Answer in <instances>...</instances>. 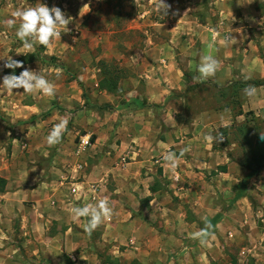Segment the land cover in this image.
<instances>
[{
  "label": "crops",
  "instance_id": "obj_1",
  "mask_svg": "<svg viewBox=\"0 0 264 264\" xmlns=\"http://www.w3.org/2000/svg\"><path fill=\"white\" fill-rule=\"evenodd\" d=\"M17 1L0 0V49H4L0 55V59L4 60L2 64L0 62V83L5 75H10L4 71L7 57L16 59L23 53L24 47L15 44V41L18 40L16 32L20 26L19 19L11 28L4 23V21L13 18L12 12L21 9V5ZM220 1L224 0H217V3H221ZM229 2L226 0L225 5H230ZM254 9L257 10V7ZM237 11L239 9L235 10V15L231 11L228 14L223 5L219 6V21L215 27L213 26L214 28H210V24L207 22L200 29L197 28V25L201 23L196 22L195 28L197 29L190 32L186 39H181L178 45L179 52L177 47L174 48L173 44L169 42L164 46L163 53L149 62L151 67H145L142 70V78L145 81L142 84L143 91L141 94L138 93L140 97L138 95L128 99L126 103L116 106L112 113L110 111L107 115V118L110 119V123L106 126L108 131L117 127L120 133L119 138H122V145L116 144L117 149L112 157H109V153H107L99 163L92 164L86 161L89 152H95L96 148H98L97 152L102 150L98 145L102 137L95 136L93 143L86 148L88 153L77 154L79 143L75 142L77 133L73 129L65 134L66 143L56 147L53 157L46 160L48 166L42 167L36 164L38 169L47 173L46 178H41V181L37 183L34 181L33 174L29 185L26 183L28 187H25L21 186L22 181L16 174L17 163L22 161V157L19 154L15 155L14 152L15 148L20 149L21 140L34 141V134L32 135L30 132L16 139L17 143L13 144L14 160L10 164L5 161V155H2L0 151V176L7 181L4 190L0 191V264H34V262L38 264H68L69 261H72L73 264H97L98 261L101 262L102 255L88 249L92 245V235H94L93 232L89 235L84 230L88 217H75L73 209L86 204L95 205L102 199H106L114 211L110 219L105 220L95 229L101 231V241L122 243L131 239L130 242L135 243L133 249L136 247L139 250L137 260L141 263L164 264L167 261L168 253L180 254L175 260L179 262L178 264H189L194 261L192 256H187L191 247H186L183 250L180 245L183 242L175 239L174 235L172 237L175 241L168 240L170 248L166 247L167 244L163 239L159 243H156V239L161 237L164 231L178 233L186 226L188 234L185 237H189L188 242H190L189 240H193V234L201 231L200 224L205 226L204 218L207 219V223L211 224L218 217L213 225L219 234L226 232L234 234V231H231L236 227L234 215L235 217L236 215L240 216L241 225H248V223L252 225V222L258 224L257 221H260L257 228L260 224L262 228L264 227V219H262L264 207L255 201V197L249 198L248 194L238 196L239 179L232 174L233 171H240L239 173L244 174L243 178H246L250 171L239 161L230 163L228 155L227 159H225V155L222 162L217 164L220 167L226 166V170L220 168V174L215 175L212 179L215 182L221 181L216 187L220 190L222 198L232 203V206L225 212H219L218 206L213 203V200H209V203H199L198 197L195 199L196 202L191 205L192 218L188 217V221L183 223V216L181 217V214L177 213V209L171 210V215L170 208H166L169 199L173 201L177 197L181 198L188 175L203 173L193 168H202L210 172L209 169L214 167L211 161L213 152H210L214 144L205 140V136L209 135L213 124L222 123L221 127L227 126L231 129L236 124L243 122L248 114L263 112L264 85L255 87L256 95L254 97L244 94L241 105L239 104L236 109L233 108L229 99L227 102L225 98L221 105L195 114L193 123L196 125L194 128L184 122L183 125H179L180 129L172 126V131L168 130L164 138H159L160 129H157L154 124L150 125L153 123L154 117L157 119L156 108L158 106L154 105L164 103L166 100L173 102L181 100L173 95L170 96L172 92L180 90L185 92V89L198 87L199 85L196 84L199 83L223 88L236 84L239 79H264V29L259 27L255 30L252 25H247L244 20L236 16ZM244 18L254 22L250 10L244 15ZM228 35L234 36L237 41L226 40ZM214 36L215 39H213ZM182 37L183 34L180 35V38ZM256 39L261 41L260 45ZM210 43L213 44L211 50L208 48ZM10 50H13V53ZM261 50L262 52H260ZM31 51L29 53H32ZM209 51L219 61L220 68L214 77L203 82H194L193 77L199 75L197 68L201 62V56L208 54ZM171 53L172 55H170ZM29 64H26L25 68L34 71L33 66H27ZM99 91L107 93L104 90ZM22 92V88L14 89L12 93L8 94L6 91L0 92V113L8 120L33 118L34 114L39 111L40 106L37 99L36 101L34 99H29V101L16 99V95H20ZM30 94L33 95V93ZM140 98L144 102L142 107H138ZM122 113L123 117L121 118L119 115ZM151 114L153 119L150 118ZM168 115L164 114L163 116L172 120ZM237 120H241V122L236 123ZM105 121L107 120L105 119ZM99 122L94 125L97 127ZM116 122H120V124L118 125ZM85 126L93 128L92 125L88 126V123ZM149 129L151 131L148 132ZM95 132L96 130L90 133L95 134ZM188 132L191 135L185 136ZM44 140L45 138H43ZM38 145L44 155L49 154L52 150L46 147V145L49 146L47 142L45 144L40 141ZM21 146L25 148L26 144ZM119 147L120 151H118ZM149 148H151L150 151H148ZM183 149H187V151L183 156H180ZM168 151L177 154L179 157L177 163L180 164L181 170L178 167L172 170L165 163L163 155ZM204 152H208L209 160ZM126 155L132 158V161L124 163V167H122L118 164L120 160L117 158L120 156L125 160ZM188 155L191 157L187 158ZM155 156H158V159H152ZM35 158L37 160V157ZM123 160L120 162L123 163ZM155 161L163 171V176L157 181L153 176H142L143 166L150 162L155 163ZM261 173L251 176L249 180L255 181L257 178H261ZM175 175H179L178 182L174 180ZM224 175L232 179L235 177L236 180L230 183L222 181L221 177ZM181 176L184 178L182 181L180 180ZM110 179L113 180L111 187L109 186L111 185ZM91 182H100V185H97L100 193H96L92 187L90 188ZM189 183L191 182L189 181ZM193 185L195 186V184ZM193 185L192 187H194ZM75 187L84 190L85 196L79 197V191L73 192L72 188ZM142 201L147 203L144 208ZM140 212L142 214H139ZM250 212L253 214L249 215ZM154 223L157 227L152 226ZM242 230L245 231L244 228ZM247 232L251 235L250 231ZM211 236L215 237V234ZM243 238L246 236L244 235ZM262 242H254L253 248L244 246L241 251L242 255L245 257L248 252L255 260L254 264H263L261 261L264 259L260 258H264ZM172 244L178 245V247L175 248ZM207 244L213 249L218 246L217 241L207 240ZM206 246L205 254H201L194 262L213 264L215 259L210 255L208 250L210 247ZM262 248L263 250H261ZM180 249L182 251H179ZM86 258L87 260L90 258V260L87 261Z\"/></svg>",
  "mask_w": 264,
  "mask_h": 264
},
{
  "label": "rangeland",
  "instance_id": "obj_2",
  "mask_svg": "<svg viewBox=\"0 0 264 264\" xmlns=\"http://www.w3.org/2000/svg\"><path fill=\"white\" fill-rule=\"evenodd\" d=\"M227 1H230V5H225L226 0L220 1L222 4L217 3V0H165V3L171 5V9L168 15L164 16L155 7L157 0H18L17 2L20 3L21 10L36 7L42 3L50 8L53 6L61 8L66 18L69 17L71 20L67 26L68 30H64L67 32H62L61 38L53 40L49 47H44L37 43L33 46L34 50H32L33 48H23V53L21 54L25 55L31 50L32 53H37L33 63L27 66H33L35 72L40 71L55 86V95L46 96L39 91L33 92L34 98L32 94L24 92L16 95V99L20 101H29V99H34V101L36 99L38 100L40 109L34 114L33 118H22L13 121L8 120L6 116L0 113V151L2 155H5V161L7 163L10 164L14 160L13 144L17 143L16 139L30 132L32 135L34 134V141L23 139L21 140L20 149L17 150L15 148V155L19 154L22 157V161L17 163L16 166V174L19 175L18 179L22 181L21 186L28 187L26 183L29 185L33 174L34 181H37V183L41 181V178H46L47 173L38 169L36 164L42 167L48 166L46 165V160L49 157H53L56 147L66 143L65 134L73 129L76 130L77 136L75 142L77 141L78 143L81 136L85 134L90 136L91 143H93L95 136L99 135L102 137L100 144H98L100 149H102L101 151L98 150L97 152L98 148H96L95 152L88 153L87 149L82 151V153H88L86 161L92 164L99 163L107 153H109V157H112L117 149L115 147L116 144L122 145V138H119L120 133L117 127L112 130L113 132L108 131L106 126L110 123V119L107 118V115L110 111L112 113L116 106H120L126 103L128 99L141 94L143 91L142 84L145 81L142 78V70L145 67H151L149 62H152L153 59L158 58L163 53L162 50H164V46L167 43L169 44L170 42L174 48L177 47L176 49H178L181 39H186L190 35V32H193L197 28L202 29L205 23L209 22V27L214 28L219 21V6L223 5L226 12L229 14V11H231L233 15H235V10L239 9L236 13L238 18L244 20L247 25H252L255 30L259 27L264 29V0ZM256 7L257 10L254 9ZM249 10L252 12L254 22L252 20H245L244 18V15L249 13ZM18 21L20 22V20ZM196 22L201 23L197 25V28H195ZM180 33L183 34L182 38H180V35H182ZM226 37H229V35ZM17 39L15 44L23 46V42L19 38ZM256 41L259 45L261 44L259 39H256ZM1 49L0 55L4 51L3 48ZM10 51L13 53V50ZM177 57L179 58V56ZM0 62L2 64L4 60L0 59ZM107 70L111 71L113 76H119L118 91L115 93L107 91L105 93L98 90L99 81L106 77V75H109L106 73ZM196 85L199 86L185 89V92L182 90L172 92L170 96L173 95L176 98H181L178 102L166 100L164 103L154 105L158 106L157 108L155 107L157 119L155 117L153 119L151 114L150 118L153 119V123L150 125L153 126L154 124L157 129H160L158 134L159 138H164L168 130L172 131V126L180 129L179 125H183L184 122L186 124L188 123L191 128H194L196 125L193 123L195 122V114H200L203 110L207 111L213 108V106H219L223 103L224 96L219 95L221 91L217 87L204 83ZM229 89L230 87L224 95L233 92V90L229 91ZM134 90L135 92H132ZM218 96L221 97L218 98ZM139 101L138 107H142L144 102H142L141 98ZM262 111L264 112V109ZM263 112H257V114L250 113L246 118L251 119L249 123L253 127L264 130ZM164 114H169L168 117L172 120L166 119L163 116ZM119 116L122 118L123 113ZM1 117L5 120L1 119ZM61 118L68 120L67 129L63 133L60 143L54 146L46 145L47 148L52 150L49 154L44 155L38 143L41 141V143L46 144L47 136ZM98 122L99 124L96 127L94 123ZM238 122H241V120L236 121V123ZM86 123H88V126L92 125L93 128H86ZM116 123L118 125L120 124V122ZM236 123L234 121L233 124L235 125ZM221 125L222 123L213 124L212 130H209V134L213 137L220 135L224 137L220 142L209 141L214 144V147L212 146L210 151L213 152L211 161L214 167L212 166L209 172L194 166L196 168L193 169L202 171L203 173L188 175L186 178L187 183H185V187L182 189L181 198L177 197L173 201L169 199L166 203V208H170L171 215V210H178L177 213L181 214V217L183 216V223L188 221V217L192 218L190 213L192 211L191 205L196 202L195 199L198 197L199 203H209V200H213V203L218 206L217 208L221 213L232 206L230 201L222 198L220 190L216 187L221 181L215 182L212 179L215 175L220 174L219 171L221 169L217 164L222 162L225 155V159L229 156L230 159L228 160H230V163L233 161L242 163L245 160L243 159V149L239 146L240 143L238 144L239 137L234 134L237 124L232 129L227 130V135L220 130L222 128ZM95 130V134L90 133ZM149 131L151 130L149 129ZM189 135H191L190 132L185 134V136ZM43 138H45L44 141ZM25 144V148L21 146ZM150 150L151 148L148 149V151ZM118 151H120V147ZM204 153L208 157L207 160H209L208 152ZM35 157H37V160ZM157 157L155 156L152 159L156 160L158 159ZM190 157L191 155L187 156V158ZM117 159L120 161L123 160L120 156ZM120 161L118 164L124 167L123 164L132 161V158L126 155L123 163ZM143 167L144 171L142 176H153L156 178V181L160 180V177L163 176L162 167L158 166L156 161L155 163H147ZM177 167L181 170L180 164L177 163ZM239 172L233 171L232 174L239 179V184H241L246 178H243L244 174L242 175ZM261 174V178H257L255 181L249 180L246 191L249 198L253 199L255 197V201L264 207V170ZM235 177L232 179L224 175L221 178L222 181L230 183L236 180ZM182 179L184 178L181 176L180 180L182 181ZM260 179H262V182H260ZM109 181L111 185H109V182L107 184L111 187L113 180L110 179ZM93 185L96 187L100 185V182H91L90 188ZM97 189H99V186H97ZM97 193H100L99 190ZM81 195L82 197L85 196L84 190L82 189L79 190V197ZM142 203L144 208L147 203L144 201ZM172 203L174 204L172 205ZM139 214H142V212ZM252 214L250 212L249 215ZM140 216L142 217V215ZM234 218L236 227L231 229V231H234V234L228 232L219 234L213 225L218 220L217 217L211 223L212 227L208 230L210 235L204 238L206 243L203 245L205 246L200 245V239L192 238L193 240H189L190 242H188L190 238L185 237L188 234V227L186 228V226L178 233L163 230V234L156 239V243L161 242L163 239L165 244H167L166 247L170 248L171 246L168 240H171V242L175 241L172 237L174 235L176 237L175 239L183 242V244H180L183 250L186 247H191L188 253L189 255L187 256H192L195 261L201 254H205L206 245L210 247L207 244V240L217 241V247L214 249L212 247L208 248L211 257L215 259L213 264H254L255 260L251 254L247 252L244 257L241 251L244 246L253 248L252 244L254 242L263 241L262 244L264 246V227L262 228L260 224L257 228L258 224L261 223L260 221H257L259 222L258 224L252 222V225L250 223L248 225H241L240 216L236 215L235 217L234 215ZM262 219H264V216ZM152 226L157 227L155 223ZM202 226L203 224H200V230L205 228V226ZM243 228L245 231L242 230ZM247 231H250L249 233L251 235ZM93 233L92 245L88 249L102 255L100 257L101 262L98 261L97 264H106L105 262L108 260L115 264H149L141 263L137 260L139 250L136 247L133 249L135 243L130 242L131 239L122 243L118 241H115V243L102 242L100 239L101 231L95 230ZM212 234H215V237H212ZM244 235L246 238H243ZM172 245L175 248L178 247V245ZM179 251H182V249ZM179 255L168 253L166 255L167 261L164 264H170V261H172V264H178L179 262L175 260ZM260 258L264 259L263 257ZM89 260L90 258L87 261ZM194 261H191L189 264H202L201 262L196 263ZM261 262L264 264L263 260ZM34 264L38 263L34 262Z\"/></svg>",
  "mask_w": 264,
  "mask_h": 264
},
{
  "label": "clouds",
  "instance_id": "obj_3",
  "mask_svg": "<svg viewBox=\"0 0 264 264\" xmlns=\"http://www.w3.org/2000/svg\"><path fill=\"white\" fill-rule=\"evenodd\" d=\"M156 9L160 11L164 16H167L171 5L165 3V0H157L155 5ZM175 14V13H173ZM12 19L4 21L7 27L11 28L15 25L16 20H20V26L16 32L17 37L23 42L25 49H32L34 44H39L44 47H49L53 40L60 39L62 32L71 22L69 17L66 18L65 13L61 8L53 6L48 7L45 4H40L36 7H29L21 10L17 9L11 13ZM215 39V36L213 37ZM226 40L237 41L234 36L230 35L226 37ZM213 44H209L208 48L211 50ZM4 67L15 70L16 68H23V62L17 61L12 57H7ZM220 68L219 61L211 54L201 56V62L198 65L197 71L199 75L193 77L194 82H203L210 77H214L216 72ZM23 89L24 93H33L36 91L41 92L46 96L55 95V86L50 83L44 75L39 72H35L31 69L25 68L19 75L10 74L3 77L2 83H0V92L12 93L14 89ZM244 94L248 97H254L256 95V88L249 85L244 90ZM68 120L61 118L60 121L53 127L49 135L46 138L49 146H54L61 142L63 133L67 129ZM224 137L222 135L213 137L212 135H206V141L220 142ZM261 139L264 140V134H261ZM91 140V138H90ZM187 149H183L180 156H183ZM179 157L176 153L168 151L163 155V160L168 167L174 170L177 167V161ZM75 217H88V222L84 226L86 233H91L98 228L105 220L110 219L113 215V209L109 206L106 199L99 200L95 205L86 204L83 207H75L73 209ZM205 219V228L200 232L193 234V239H200L201 244L206 243L205 237L209 236V229L212 227L210 223H207Z\"/></svg>",
  "mask_w": 264,
  "mask_h": 264
},
{
  "label": "trees",
  "instance_id": "obj_4",
  "mask_svg": "<svg viewBox=\"0 0 264 264\" xmlns=\"http://www.w3.org/2000/svg\"><path fill=\"white\" fill-rule=\"evenodd\" d=\"M37 54V53H36ZM35 53H27L25 55H22L19 58H16L15 60L17 61H22L23 62V68H16L15 70L13 69H8L5 68L4 71L5 73L9 74H16L19 75L25 68L26 64H29L34 61L36 58ZM106 77L102 78L99 83H98V89L99 90H104L110 93H115L118 91V85H119V76H113L112 72L107 70ZM238 80V79H237ZM236 80V81H237ZM249 85H252L254 87L264 85V79L260 80H252V79H247V80H242L239 79L236 84L230 85L229 91H232V93H228L227 95H224L226 90H228V87H223L219 88L221 91L220 95L224 96L223 98L227 100L229 99V102L233 105V108L236 109L237 106L240 104L241 105V99L244 95V90L246 87ZM241 95V97H239ZM233 98V99H232ZM254 114V113H252ZM3 119V117H1ZM5 120V119H3ZM253 120V119H252ZM251 119L246 118L245 121L241 122L240 124H237L235 127L234 134L239 137V146L243 149V159L245 161H242L241 165L247 168L250 173L242 181V183L239 185V194L240 195H245L247 194L246 187L248 185L247 180L249 181L251 176H257L259 175L262 170L264 169V140L261 139V134H264V130L258 127H253L251 123H249ZM230 127H222L220 130L224 132L225 135H227V130H229ZM232 129V127H231ZM257 139V141H256ZM254 146V147H253ZM253 147V148H252ZM259 149V150H257ZM223 170H226V166H221L220 167ZM247 182V184H246ZM6 179L0 176V191H3L5 186H6ZM100 255V254H99ZM108 264H115L114 262L111 261H106ZM68 264H73L72 261H69Z\"/></svg>",
  "mask_w": 264,
  "mask_h": 264
},
{
  "label": "built area",
  "instance_id": "obj_5",
  "mask_svg": "<svg viewBox=\"0 0 264 264\" xmlns=\"http://www.w3.org/2000/svg\"><path fill=\"white\" fill-rule=\"evenodd\" d=\"M90 144H91L90 136H84V137L82 136V137L80 138V141H79V144H78L77 154H80L82 151H85V149H86ZM79 167H81V165H79ZM174 180H175L176 182H178V181H179V175H175ZM92 187H93L94 192L97 193V191L99 190V189H97V186L94 187V185H93ZM79 190H80L79 187L72 188V191H73V192H76V191H79ZM93 197H94V196H93Z\"/></svg>",
  "mask_w": 264,
  "mask_h": 264
}]
</instances>
